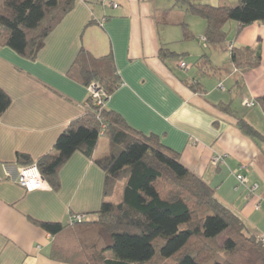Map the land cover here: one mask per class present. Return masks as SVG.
<instances>
[{
    "label": "crops",
    "instance_id": "0c3cea01",
    "mask_svg": "<svg viewBox=\"0 0 264 264\" xmlns=\"http://www.w3.org/2000/svg\"><path fill=\"white\" fill-rule=\"evenodd\" d=\"M199 1L214 7L239 2ZM183 24L190 29L189 40ZM226 29L228 40L219 53L201 41L205 21L174 0H76L35 59L0 45V88L11 99L0 117V264H72L52 258L56 240L38 223L67 225L71 215L95 213L103 203L105 173L80 152L60 169L59 190L45 183L28 193L16 181L22 166L17 155L37 162L88 109L89 88L69 76L81 50L96 59H114L120 85L106 109L119 114L134 133L155 136L178 154L252 235L264 236V111L257 103L264 97V24L232 22ZM230 46L259 53L261 65L235 70ZM164 47L184 58L162 59ZM206 54L215 69L225 67L230 74L199 72L196 64ZM181 61L188 68H181ZM191 84L201 91H193ZM228 105L233 115L222 109ZM237 116L263 140L245 135ZM102 139L107 151L99 155V143L95 159L109 152L108 139ZM216 157L221 160L214 164ZM237 173L245 176L246 185L238 182Z\"/></svg>",
    "mask_w": 264,
    "mask_h": 264
},
{
    "label": "trees",
    "instance_id": "16d2710c",
    "mask_svg": "<svg viewBox=\"0 0 264 264\" xmlns=\"http://www.w3.org/2000/svg\"><path fill=\"white\" fill-rule=\"evenodd\" d=\"M75 1L0 0V45L35 59ZM174 1L175 6L205 21L203 38L210 50L219 53L227 43L229 23L239 27L264 24V0H239L235 7H214L199 0ZM182 27L184 39L189 40L188 25ZM230 47V64L235 70L261 65L259 53ZM160 56L184 58L165 47ZM196 66L207 75L231 72L225 67L215 69L207 54ZM69 76L86 88L93 83L99 85L106 94L104 105L98 106L90 96L84 116L60 135L49 154L37 162L18 154L17 162L21 168L35 164L45 183L59 190L60 169L80 152L105 173V184L99 211L71 215L67 225L38 223L56 240L53 259L72 264H264L261 237L249 232L240 216L218 199L209 184L190 172L179 155L161 145L155 136L134 133L119 114L106 109L107 99L120 85L111 56L96 59L81 50ZM242 84L237 80L236 86ZM191 89L196 92L202 87L191 84ZM257 103L264 111V97ZM10 105V97L0 88V117ZM222 109L233 115L230 105ZM236 119L245 135L263 140L244 118ZM101 137L108 139L109 152L95 159ZM77 216H82L81 220H76Z\"/></svg>",
    "mask_w": 264,
    "mask_h": 264
},
{
    "label": "built area",
    "instance_id": "2783aa9c",
    "mask_svg": "<svg viewBox=\"0 0 264 264\" xmlns=\"http://www.w3.org/2000/svg\"><path fill=\"white\" fill-rule=\"evenodd\" d=\"M112 5H113V7H118L117 4H115V3H113ZM201 41L203 42L204 46L206 47L207 43H206L205 38H201ZM229 48H231V47H229ZM180 67L185 69V68H188V65L184 61H181ZM89 92H90L91 98L97 102L98 106L104 105V103H105L104 100L106 98V94L99 85L94 84V83L91 84L89 87ZM247 106L253 107L254 103H247ZM220 160H221V158L216 157L213 160V163L217 164V163H219ZM236 178L241 185H246L247 179L245 178L244 175L237 173ZM16 181L28 193L38 191V190L42 189L45 185V180H44L39 168L35 164L31 165V166L22 167L18 173ZM81 217L82 216H77L75 218H76V220H81ZM260 239H262V241L264 242V236H261Z\"/></svg>",
    "mask_w": 264,
    "mask_h": 264
},
{
    "label": "rangeland",
    "instance_id": "374dc122",
    "mask_svg": "<svg viewBox=\"0 0 264 264\" xmlns=\"http://www.w3.org/2000/svg\"><path fill=\"white\" fill-rule=\"evenodd\" d=\"M106 145H107V142H106L105 140L102 139L101 142H100V151L98 152L99 155H100V154H103L104 152L107 151V149H106ZM220 243H222V240L220 241ZM244 245H245V243H241V244H240V247H241V246L244 247Z\"/></svg>",
    "mask_w": 264,
    "mask_h": 264
}]
</instances>
